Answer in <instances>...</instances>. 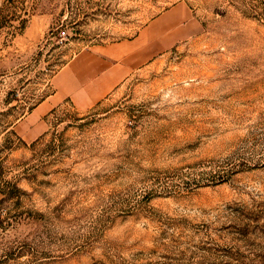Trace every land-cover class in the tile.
I'll return each mask as SVG.
<instances>
[{"label":"rangeland","instance_id":"rangeland-1","mask_svg":"<svg viewBox=\"0 0 264 264\" xmlns=\"http://www.w3.org/2000/svg\"><path fill=\"white\" fill-rule=\"evenodd\" d=\"M179 1L190 39L17 126L77 52ZM0 264H264V0H0Z\"/></svg>","mask_w":264,"mask_h":264},{"label":"crops","instance_id":"crops-1","mask_svg":"<svg viewBox=\"0 0 264 264\" xmlns=\"http://www.w3.org/2000/svg\"><path fill=\"white\" fill-rule=\"evenodd\" d=\"M200 29L186 1H179L150 19L130 36L87 46L51 80V92L17 124L34 138L44 117L63 102L87 110L103 103L137 71L190 39Z\"/></svg>","mask_w":264,"mask_h":264},{"label":"built area","instance_id":"built-area-1","mask_svg":"<svg viewBox=\"0 0 264 264\" xmlns=\"http://www.w3.org/2000/svg\"><path fill=\"white\" fill-rule=\"evenodd\" d=\"M61 35H62L63 38H67L68 33H67L66 30H63V31L61 32Z\"/></svg>","mask_w":264,"mask_h":264}]
</instances>
